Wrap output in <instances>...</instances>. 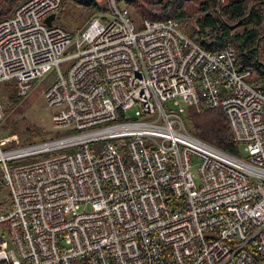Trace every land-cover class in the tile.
Masks as SVG:
<instances>
[{
    "label": "built area",
    "instance_id": "built-area-1",
    "mask_svg": "<svg viewBox=\"0 0 264 264\" xmlns=\"http://www.w3.org/2000/svg\"><path fill=\"white\" fill-rule=\"evenodd\" d=\"M106 1L75 34L45 21L62 0L0 18V82L26 95L57 68L44 96L60 131L0 137V264H264V89L230 44L206 50L174 18L137 29L127 4ZM170 100L221 106L239 154L193 133Z\"/></svg>",
    "mask_w": 264,
    "mask_h": 264
},
{
    "label": "trees",
    "instance_id": "trees-1",
    "mask_svg": "<svg viewBox=\"0 0 264 264\" xmlns=\"http://www.w3.org/2000/svg\"><path fill=\"white\" fill-rule=\"evenodd\" d=\"M22 0H0V18L11 15ZM120 1V0H118ZM134 22L144 19L179 21L184 34L193 38L206 50H221L231 45L241 66L250 69L247 78L264 89V0H127ZM106 0H62L55 23L75 34L96 13L107 9ZM143 24V23H142ZM74 27V29L72 28ZM0 93L10 105L21 99L14 79ZM201 106V107H199ZM196 107L189 104L184 114L188 128L211 144L239 154L227 116L221 106H209L203 100ZM4 109V108H3ZM5 111V109H4ZM28 141L38 140L44 127L27 126ZM60 131H55V134ZM12 134V133H11ZM27 141V142H28ZM94 144V143H92ZM5 187L0 183V192ZM10 198V193L7 192ZM4 206L2 209H6Z\"/></svg>",
    "mask_w": 264,
    "mask_h": 264
},
{
    "label": "rangeland",
    "instance_id": "rangeland-1",
    "mask_svg": "<svg viewBox=\"0 0 264 264\" xmlns=\"http://www.w3.org/2000/svg\"><path fill=\"white\" fill-rule=\"evenodd\" d=\"M127 0L118 1L119 5L127 4ZM56 21V18H55ZM142 27V23L136 22V28L139 29ZM74 29V27H72ZM72 47L69 48L71 50ZM71 62V60H65L61 62L60 67L62 69L66 68L67 65ZM57 68L52 69L45 76L34 79L31 81V88L26 95H21V99L15 104H9L10 100L6 97H2L0 95L1 102L3 104V108L5 109L2 119L0 120V137H7L11 135V133L17 135L18 141H12L10 143H6L4 146L6 147H15L22 145L28 141V136L31 134L27 129V126H43L45 131L40 139L49 138L55 135V131L52 125V112L56 109V107H52L48 104L45 99L44 92L46 87L50 84V82L55 78L57 73ZM10 86L9 81L0 82V93L5 90L6 87ZM180 104L185 108L188 107V103L184 100L180 101ZM180 104H174L172 100L166 103L169 107L177 108ZM136 107L130 108L127 110L128 115L135 114ZM185 113V111L183 112ZM70 149L65 147L61 151H58L56 154L53 153H40V154H31L18 157L14 160H10L9 164L17 165L27 162H32L40 159H44L49 156L68 153ZM242 153L245 151L242 149ZM191 170L194 174V178L197 183L200 182L199 175V159L193 158ZM1 177V171H0ZM8 190L6 188L0 192V211L4 206H8L10 204V198L7 195ZM84 204L81 205V209L85 208ZM10 234L5 224L0 225V239L8 238Z\"/></svg>",
    "mask_w": 264,
    "mask_h": 264
},
{
    "label": "water",
    "instance_id": "water-1",
    "mask_svg": "<svg viewBox=\"0 0 264 264\" xmlns=\"http://www.w3.org/2000/svg\"><path fill=\"white\" fill-rule=\"evenodd\" d=\"M56 18V13L53 12V13H50L49 15L46 16L45 18V21L48 23V24H52L53 20ZM1 202V201H0Z\"/></svg>",
    "mask_w": 264,
    "mask_h": 264
},
{
    "label": "bare ground",
    "instance_id": "bare-ground-1",
    "mask_svg": "<svg viewBox=\"0 0 264 264\" xmlns=\"http://www.w3.org/2000/svg\"><path fill=\"white\" fill-rule=\"evenodd\" d=\"M199 107H201V106H199Z\"/></svg>",
    "mask_w": 264,
    "mask_h": 264
}]
</instances>
